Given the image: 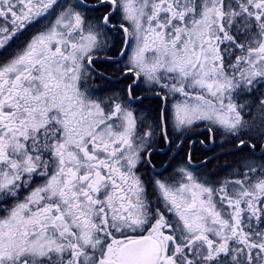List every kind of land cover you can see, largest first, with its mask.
Instances as JSON below:
<instances>
[{
    "label": "flooded vegetation",
    "instance_id": "flooded-vegetation-1",
    "mask_svg": "<svg viewBox=\"0 0 264 264\" xmlns=\"http://www.w3.org/2000/svg\"><path fill=\"white\" fill-rule=\"evenodd\" d=\"M0 264H264V0H0Z\"/></svg>",
    "mask_w": 264,
    "mask_h": 264
}]
</instances>
